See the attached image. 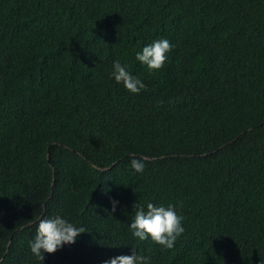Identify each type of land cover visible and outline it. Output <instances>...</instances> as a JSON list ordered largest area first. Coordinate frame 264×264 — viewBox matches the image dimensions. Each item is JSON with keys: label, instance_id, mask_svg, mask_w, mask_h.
Masks as SVG:
<instances>
[{"label": "trees", "instance_id": "1", "mask_svg": "<svg viewBox=\"0 0 264 264\" xmlns=\"http://www.w3.org/2000/svg\"><path fill=\"white\" fill-rule=\"evenodd\" d=\"M157 39L173 48L150 71L135 54ZM117 59L146 89L110 77ZM145 202L184 217L173 248L132 236ZM56 215L87 231L41 261L29 241ZM132 250L264 264V0H0V264Z\"/></svg>", "mask_w": 264, "mask_h": 264}, {"label": "clouds", "instance_id": "2", "mask_svg": "<svg viewBox=\"0 0 264 264\" xmlns=\"http://www.w3.org/2000/svg\"><path fill=\"white\" fill-rule=\"evenodd\" d=\"M173 45L167 39H157L144 46L142 51L135 54V59L146 65L150 71H157L163 68L167 54L172 50ZM110 77L115 82L122 84L124 88L133 94H138L146 89V85L137 77L130 74L126 65L119 59L113 61ZM131 168L136 173L144 171L145 163L142 159L133 157L130 161ZM117 201H112L113 211ZM135 214L129 224V230L134 238L140 241L151 239L162 248L171 249L181 236L185 228L182 226L184 217L177 214L173 204L154 205L152 202L145 204H134ZM87 230L83 226H74L60 215L40 219L35 230L34 238L29 241L31 253L43 261L44 253H54L64 244H72L77 236ZM150 258L131 252V255H117L102 264H149Z\"/></svg>", "mask_w": 264, "mask_h": 264}]
</instances>
